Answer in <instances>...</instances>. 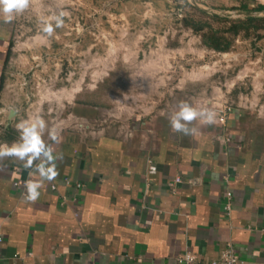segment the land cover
<instances>
[{"label": "crops", "instance_id": "0c3cea01", "mask_svg": "<svg viewBox=\"0 0 264 264\" xmlns=\"http://www.w3.org/2000/svg\"><path fill=\"white\" fill-rule=\"evenodd\" d=\"M196 1L264 18V0ZM15 26V15L0 16V125L11 110ZM75 106L90 129V106ZM130 126V139L105 126L97 137L79 127L46 140L58 173L51 181L35 173L43 157L29 168L4 156L0 264H183L187 255L209 264L230 246L243 264H264V99L236 103L223 127L193 120L192 135L173 132L164 115ZM28 181L40 182L34 201L25 199Z\"/></svg>", "mask_w": 264, "mask_h": 264}, {"label": "rangeland", "instance_id": "374dc122", "mask_svg": "<svg viewBox=\"0 0 264 264\" xmlns=\"http://www.w3.org/2000/svg\"><path fill=\"white\" fill-rule=\"evenodd\" d=\"M197 10L236 22L255 17L205 9L196 0H29L15 14L11 110L0 125V146L19 143L15 125L33 116L44 121L43 143L53 141L50 132L79 131L77 101L90 106L87 134L122 127L117 131L130 139L134 117H170L181 101L212 111L264 99V23L233 37L230 51L217 52L204 45L205 32L184 22L207 21ZM60 12L67 15L56 27L48 18ZM44 20L51 34L42 31ZM208 23L218 32L229 27ZM7 131L15 139L7 140Z\"/></svg>", "mask_w": 264, "mask_h": 264}, {"label": "clouds", "instance_id": "9594fccd", "mask_svg": "<svg viewBox=\"0 0 264 264\" xmlns=\"http://www.w3.org/2000/svg\"><path fill=\"white\" fill-rule=\"evenodd\" d=\"M29 6V0H0V16L5 22H11L15 14L22 13ZM67 15L60 12L59 15H53L49 20H54L56 27H61L64 23L63 17ZM260 15H264L261 13ZM42 31L51 34L52 25L48 20H44ZM216 113L206 108H194L186 102H179L176 110L169 117V124L173 132L183 133L184 135H192L195 128H190L189 123L199 119L202 123H215ZM45 127L44 121L39 116L30 117L28 120H21L15 125L20 133V142L12 147L7 145L0 146V157L15 156L21 161H25V167H32L33 161L43 157L42 162L36 166L35 173H39L41 180H53L57 176L55 164L52 163L56 157L52 155V149L47 148L41 139V133ZM53 140L57 137L54 132H50ZM58 142V141H57ZM47 165V166H46ZM35 173H30L33 175ZM40 182L28 181L26 183L27 194L26 200L34 201L39 197L38 188Z\"/></svg>", "mask_w": 264, "mask_h": 264}, {"label": "trees", "instance_id": "16d2710c", "mask_svg": "<svg viewBox=\"0 0 264 264\" xmlns=\"http://www.w3.org/2000/svg\"><path fill=\"white\" fill-rule=\"evenodd\" d=\"M198 15H200L201 18L206 19L204 20H195V19H185L184 22L186 26L191 27L193 31L199 34H203V40L204 45L208 47L211 50L217 51V52H228L231 50V47L233 45L232 38L239 36L243 31L246 32L250 30L255 23L257 22H263L264 18H258V17H248L243 20L239 21H233L226 18H221L217 15H211L210 13L203 11V10H197ZM211 21H222L227 24H229V27L226 31L218 32L216 30H213V27L208 22ZM259 28V27H257ZM208 29V31H205ZM231 36V37H229ZM7 140H13L15 139V134H13V131H7Z\"/></svg>", "mask_w": 264, "mask_h": 264}, {"label": "built area", "instance_id": "2783aa9c", "mask_svg": "<svg viewBox=\"0 0 264 264\" xmlns=\"http://www.w3.org/2000/svg\"><path fill=\"white\" fill-rule=\"evenodd\" d=\"M213 112L216 113V117H215V123L219 126H225L226 125V119L227 116L232 113L233 108L230 105H221L218 109L216 110H212ZM78 124V123H77ZM79 127L81 129H89V127L87 126V124L84 122L81 124H79ZM60 131L56 132L55 135L56 137H58ZM129 136L131 137V133H129ZM182 182L181 178H177L175 180L176 184H180ZM66 184L72 185V181L69 179H66ZM23 183L18 181L15 183V186L19 187L22 186ZM77 188H82V184L79 183L76 185ZM52 190H56L57 187L56 186H52L51 187ZM233 194L231 192H228L226 195V210L228 212L231 211L232 209V198ZM0 241H2V238L0 237ZM194 261V259L191 256H185L184 258L180 259V263L183 264H191ZM209 264H243V262L240 260L239 256L236 254L235 250L233 247H227L224 251H222V254L220 256V258L216 261H213Z\"/></svg>", "mask_w": 264, "mask_h": 264}, {"label": "water", "instance_id": "95a60500", "mask_svg": "<svg viewBox=\"0 0 264 264\" xmlns=\"http://www.w3.org/2000/svg\"><path fill=\"white\" fill-rule=\"evenodd\" d=\"M254 16V15H253Z\"/></svg>", "mask_w": 264, "mask_h": 264}]
</instances>
